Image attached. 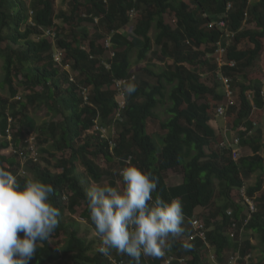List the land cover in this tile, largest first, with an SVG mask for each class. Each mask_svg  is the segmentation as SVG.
<instances>
[{
  "label": "trees",
  "instance_id": "trees-1",
  "mask_svg": "<svg viewBox=\"0 0 264 264\" xmlns=\"http://www.w3.org/2000/svg\"><path fill=\"white\" fill-rule=\"evenodd\" d=\"M228 3L231 8L227 10ZM67 4V11L56 14L55 0H30L28 8L24 0H0L2 85L9 91L8 97L0 96V167L17 175L21 184L31 178L20 173L18 155L3 153L10 146L19 148L29 133L35 135L39 159L41 152L53 156L43 148L51 140L54 149L63 154L56 162L60 171L42 167L39 161L30 160L24 165L34 179L52 185L54 192L49 199L60 210L59 225L52 236H63V242L42 243L30 264H113L110 258L134 264L130 257L115 250L107 256L99 252L94 248L95 239L87 241L79 235V220L72 217L68 222L62 218L65 209L74 216L83 207L80 219L93 228L78 167L84 168L91 181L117 186L119 169L126 160L158 181L154 199L159 195L165 200L179 198L183 203L186 231L166 252L183 258L184 264H205L209 250L217 261L225 260L226 264L236 254L235 264H264V156L260 153L264 142L254 124V117L264 109V87L261 80L245 77L264 54V0H192V4L185 0H67ZM169 16L173 24L167 21ZM95 17L98 21L90 35L81 24L94 23ZM220 20L226 22L232 38L225 37L218 25ZM247 23L255 28H248ZM46 31L53 37H47ZM107 37L115 51L112 58H104V48L98 44L99 39ZM244 41L250 46L242 49L239 45ZM218 42L226 49L225 60L235 61L234 67L221 68L239 91L238 104L227 110L231 130L237 132L240 146L248 145L252 151L237 160L231 158L230 146L221 147L227 140L210 124L224 93L216 82H202L197 71L205 65L216 69L210 55ZM54 48L63 51L62 66L53 59ZM133 55L137 63L147 59L150 63L134 70ZM155 57L163 62L171 60V64H163L164 68L156 71L151 63ZM67 65L69 70L65 69ZM70 74L73 81L69 80ZM240 75L242 81L238 82ZM18 78L30 91L26 102L12 100L18 92L14 82ZM117 80L136 85L134 93L124 94L121 120L115 119ZM246 80L251 82L246 84ZM249 90L252 100L247 96ZM165 96L170 102L168 117L161 120L154 110ZM35 103L44 105L51 116L61 114L62 120L37 126L26 114L27 106ZM9 118L13 119L10 139L6 133ZM95 120L106 128L104 123L112 120L114 135L109 131L107 138L99 136ZM152 124H157L158 136L151 130ZM215 144L221 148L217 150ZM97 156L106 164L99 165ZM178 167L183 169L182 182L169 186L165 172ZM243 172H259V176L246 186ZM242 187L256 206L249 219L240 194ZM197 208L207 209L208 213L199 218ZM196 217L204 223L205 240L192 227L191 220ZM251 235L257 236V245L251 242ZM184 241L192 247L183 248ZM255 250H259V256L253 263ZM161 263L153 257H141V264ZM174 264L180 263L176 260Z\"/></svg>",
  "mask_w": 264,
  "mask_h": 264
},
{
  "label": "clouds",
  "instance_id": "clouds-1",
  "mask_svg": "<svg viewBox=\"0 0 264 264\" xmlns=\"http://www.w3.org/2000/svg\"><path fill=\"white\" fill-rule=\"evenodd\" d=\"M121 87L125 95L136 91L132 82L124 81ZM118 175L120 185L90 182L85 191L98 251L107 256L115 250L134 264H141L142 256L162 257L186 231L182 201L159 195L154 199L158 181L130 160ZM241 189L246 194V188ZM53 192L52 185L39 179L26 178L21 184L17 175L0 167V264H30L40 245L51 239L60 216L49 199ZM182 247L190 249L192 244L184 241Z\"/></svg>",
  "mask_w": 264,
  "mask_h": 264
},
{
  "label": "rangeland",
  "instance_id": "rangeland-1",
  "mask_svg": "<svg viewBox=\"0 0 264 264\" xmlns=\"http://www.w3.org/2000/svg\"><path fill=\"white\" fill-rule=\"evenodd\" d=\"M187 3L192 4V0H185ZM25 6L28 8L30 0H24ZM69 9L68 4H67V0H55V5H54V12L57 14L60 10H64L67 11ZM31 11V10H30ZM30 14V13H29ZM134 14L136 15V12L134 11ZM138 14V13H137ZM134 15V16H135ZM133 16V17H134ZM168 22H173L172 17H166ZM58 23H60V21H57ZM173 24V23H172ZM248 24V23H247ZM82 26H85L88 29V32L90 33V35L94 32L95 27V22L94 23H90V22H83L81 24ZM248 28H255V25L253 23H249L247 25ZM130 29V27H128ZM101 29V28H99ZM127 30V29H126ZM154 31L153 29L150 31V35L153 36ZM34 38H36V36H34ZM110 38H104V39H99L98 40V44L101 45L102 47L105 48V42L106 40ZM112 44V43H111ZM250 46L249 43L247 41L241 42L239 47L240 48H246ZM16 47V46H14ZM18 47V46H17ZM111 48L114 50V48L111 45ZM157 51L158 48L154 47ZM106 49V48H105ZM104 49V58H109V52ZM149 58V55H148ZM147 59V58H146ZM132 61H133V65L132 68L135 70V68H137L138 66H146V64L148 63V59L144 60L142 62H138L136 61L135 56H132ZM150 63V62H149ZM148 63V64H149ZM153 65L154 70L156 71H160L162 70L163 64L169 65L171 64V60H165L163 62V60L160 59V57H155L152 61H151ZM25 66H28L26 63H24ZM201 76V81L204 82L207 85L212 84L213 82H216V84L218 85V90L222 89V86L219 83L218 78L216 77V73L213 70V68H206V65L203 66H199L198 70H197ZM4 73H3V59L2 57H0V96L1 97H8L9 95V91L7 86L2 85V79H3ZM134 76H132L131 78H133ZM245 77L247 79H250L251 81L259 79L261 80V84L264 87V54H262L260 56V59L254 64V66H252L251 68L248 69L247 74L245 75ZM238 82L242 81V77L241 75L236 79ZM246 84H248V80H246ZM15 86L17 88V95L12 99L14 100H18L21 102H26V95L29 94V90L28 88H26L21 81L18 79H15ZM66 83L63 84V86H65ZM40 87H37L36 90H39ZM234 89V88H233ZM235 90V89H234ZM238 90H235V93L238 95ZM248 92V91H247ZM16 97H20V99L16 98ZM208 102H210L211 98L206 99ZM239 100V96H237V98L235 99V104H238ZM204 101V99H202L200 102ZM223 100L219 103H222ZM170 105V102L167 98V96H165V99L163 100V103H160L156 109L154 110L156 112V114L159 116V118L161 120H164L168 117V114L166 112V108ZM26 114L32 118V120L34 121V123L37 126H40L41 124L47 123L50 120H52L53 122H60L62 120V116L61 114H55L54 116H51L52 113H50L47 108L44 105H38L37 103H35L34 105H28L27 109H26ZM214 117L213 120L210 121V124L219 132H221V134L219 133V135H222L225 137V140L230 141L233 137L237 136V132L231 130L232 128V122L228 119L229 114L226 115L225 118L217 115L216 113H214ZM13 121V119H12ZM105 126L109 127L110 129L112 128L113 122L112 120H110L108 123H104ZM254 124L257 127V132L260 134L261 136V140L262 142H264V109L262 110V112L257 116L256 118L254 117ZM151 130L152 131H156L154 133L155 136H158L160 130L157 126V124H152L151 125ZM36 132V134H38L37 130H34ZM253 134V133H250ZM249 135V133H248ZM157 141V139H156ZM43 148H47L50 153L53 154V156H50L48 153H42L41 152V158L39 160V165L43 166H48L52 171H60V169L58 167H56V162L58 159H60L63 154L60 151H56L53 147V142L52 140L47 143L44 144ZM214 148H217V150H219L221 147L218 144V147L216 146V144L214 145ZM9 150H4L3 153L8 154ZM69 152H65V154H68ZM252 153L250 147L248 145H243L241 146V156H245V155H250ZM260 153L264 156V147L261 149ZM48 160V161H46ZM96 162L99 165H105L106 162L105 160L101 157V156H97L96 157ZM24 174H27L28 176H31V178L34 179V175L33 173H31L27 167H24ZM115 169L117 170L116 166ZM77 172L79 173V175H82L83 177L81 178L80 184L86 189L89 187L90 182L91 183H96L94 181H91L90 178L88 177V175L85 173L84 168L82 166L79 165ZM242 177L244 179V182L247 185H251L253 184L258 176H259V172L253 173V174H248L247 172H243ZM165 178H166V183L169 186H174L177 184H180L182 182L183 179V169L182 167H178L174 170H168L167 172H165ZM119 180L118 185L122 184V179L121 178H117ZM101 184V183H98ZM105 184V182L103 183ZM83 209V207H80L77 212L75 213L74 216H72L71 214H69L68 210H64V214L62 216V218H64L65 220H67L68 222L70 221V218L75 217L77 220H79L77 222V226L79 227V235L83 236L86 238L87 241H90L92 239H95V243H94V248L99 249L100 247V241L98 238H96L93 234V228L90 226L89 222H87L86 220H82L80 219V211ZM197 214V216H201L199 218H202V215H206L208 213L207 209H203V208H197L195 211ZM197 219H199L198 217H196ZM23 234V233H21ZM250 234V232H249ZM20 236V235H19ZM23 236V235H22ZM189 238V237H188ZM182 239V237H181ZM183 239H186V237H183ZM251 242L254 243L255 245H257L258 243V238L255 235H251L250 236ZM58 240H61V242H63V236H52L50 239V243L54 244L55 242H57ZM252 257L254 256L253 259V263L257 262V257L259 256V250H255L252 255ZM205 264H226V261H217V258L215 256V253L212 250H209L205 256ZM180 264H184L183 262H180Z\"/></svg>",
  "mask_w": 264,
  "mask_h": 264
},
{
  "label": "built area",
  "instance_id": "built-area-1",
  "mask_svg": "<svg viewBox=\"0 0 264 264\" xmlns=\"http://www.w3.org/2000/svg\"><path fill=\"white\" fill-rule=\"evenodd\" d=\"M231 8V3H228L227 5V10ZM134 12L131 11V15H133ZM98 18L95 17L94 18V22L97 23ZM212 24L210 23V26ZM218 25L221 27V29L223 30V32L225 33V37H229L232 38L233 37V33L230 32L229 29H227V25L226 22L224 20H220L218 21ZM53 33L50 31H46V36L47 37H53ZM228 44V43H227ZM106 48V49H105ZM105 51L107 50L109 52V58H112L115 54V51L111 48V41L110 38H108L105 42ZM62 53L63 51L57 48L53 49L52 52V56L54 61L59 65L62 66ZM225 53H226V49L225 47H223L221 45V43H217V46L215 48V50L213 51V53H211V57H212V61L213 64L216 65V69L214 70L216 73V76L219 80L220 85L222 86V91L224 93V99L222 103H218L215 107V113L221 117H225L227 115V110L228 108H230L231 106L235 105V99L237 98V94L235 93V90L233 89V87L231 86V78L224 76L221 73V68L223 65H228L229 67H234L235 66V61L230 60L229 62H227L225 60ZM66 70H69L68 65L65 66ZM134 78V77H133ZM70 81H73V75L70 74L69 77ZM126 80H117L114 82V89H116V101H117V111L115 114V119H119L121 120V112L125 107V99H124V93L122 91V87L121 84L122 82H124ZM83 94L86 95V90L84 89ZM247 96L249 100H252V95H251V91L247 92ZM18 99H20V97H16ZM86 99V96H85ZM9 125L7 128V137L8 139L11 138L10 136V126H11V121L12 118H9ZM98 120H95V131L99 132V136L103 137V138H107L108 137V132L110 131V133H112V135H114L115 131H114V127L112 126V128L110 129L109 127H104L101 126L100 124H98L97 122ZM111 143V141H110ZM112 144V143H111ZM228 145L231 147V153H232V158L233 159H237L238 157H240V151H241V147H240V143H239V137L238 135L233 137L230 141H226V142H222L221 143V147H224L225 145ZM10 152L18 155V157L20 158V164L21 167L19 169L20 173L24 174V165L28 162V161H33V162H38L40 159V153H39V149H38V144L35 138L34 133H29L25 136V140L24 143L19 147V148H13L10 146V148L8 149ZM241 195L243 197L244 200V204H246V207L248 208L249 212H248V219L250 218L251 214L253 212L256 211V206L255 203L253 202V200L251 198H249L243 189H241ZM192 227L196 230V234L197 236H199L200 238H202L203 240H205V232H204V223L197 219V218H192ZM240 232L242 233L243 230H240ZM235 233L234 231L230 232V236L234 237ZM193 236H189V239H192ZM207 247H210L206 242H205ZM154 258V257H153ZM156 259L162 260L161 264H174V262L177 260L179 263L183 262L184 259L183 258H177L175 257V255L165 252V254L162 257H158ZM236 259H238V254L236 255H232L229 260H228V264H235ZM113 264H121V261H117L116 259H111Z\"/></svg>",
  "mask_w": 264,
  "mask_h": 264
}]
</instances>
